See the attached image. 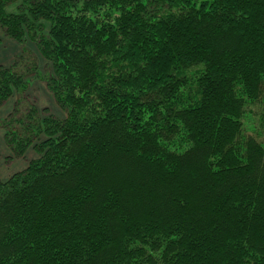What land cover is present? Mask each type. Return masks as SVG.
<instances>
[{
	"label": "trees",
	"instance_id": "trees-1",
	"mask_svg": "<svg viewBox=\"0 0 264 264\" xmlns=\"http://www.w3.org/2000/svg\"><path fill=\"white\" fill-rule=\"evenodd\" d=\"M0 29L67 113L3 123L39 156L0 181V264H264V0H0Z\"/></svg>",
	"mask_w": 264,
	"mask_h": 264
},
{
	"label": "rangeland",
	"instance_id": "rangeland-1",
	"mask_svg": "<svg viewBox=\"0 0 264 264\" xmlns=\"http://www.w3.org/2000/svg\"><path fill=\"white\" fill-rule=\"evenodd\" d=\"M145 3V0H141ZM14 2L5 7L6 12L17 11ZM49 23L43 22L42 34L47 35ZM17 71L24 75L26 87L13 95L0 106V181H5L13 173L25 169L31 160L39 156L35 148H29L21 154L15 153L16 146L6 144L5 128L3 123L9 118L16 120L24 118L27 113L34 110L35 118L52 116L57 119L66 117V111L61 109L52 99L47 83L51 75V66L43 60L37 49L29 43L18 44L14 40L5 38L0 29V65L11 66L19 61ZM255 109L250 108V118L255 117ZM251 120V122L254 120ZM15 125H17L15 123ZM250 123L245 128L250 130Z\"/></svg>",
	"mask_w": 264,
	"mask_h": 264
}]
</instances>
